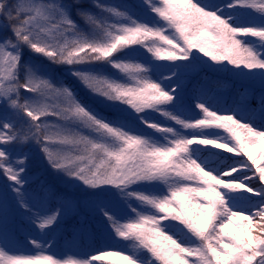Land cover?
Segmentation results:
<instances>
[{
    "label": "snow or ice",
    "instance_id": "obj_1",
    "mask_svg": "<svg viewBox=\"0 0 264 264\" xmlns=\"http://www.w3.org/2000/svg\"><path fill=\"white\" fill-rule=\"evenodd\" d=\"M142 5L152 22L102 0H0V264H264V0ZM205 69L259 80L256 106L195 85L190 104ZM30 144L81 202L32 186ZM81 210L131 243L64 258L23 227L48 236Z\"/></svg>",
    "mask_w": 264,
    "mask_h": 264
},
{
    "label": "rangeland",
    "instance_id": "obj_2",
    "mask_svg": "<svg viewBox=\"0 0 264 264\" xmlns=\"http://www.w3.org/2000/svg\"><path fill=\"white\" fill-rule=\"evenodd\" d=\"M102 2L104 3H108V4H113V5H117V6H125V5H133L136 6L135 7V12L136 15L138 16V18H140L141 20H147L149 22H152V14L148 11V9L142 5V0H126V2H124L125 4H122V2L118 1V0H102ZM82 3L85 6H89V0H82ZM253 15H255L253 13ZM6 35L3 32H0V39L3 38V36ZM140 55L137 56V59L139 60H144L145 57L143 55V49H139L138 50ZM207 59V58H205ZM36 62H40V63H44V61H40L37 60ZM161 63H166V62H161ZM55 74L57 75V77H62L65 81V83L67 82V79H70L75 86H77L78 90L80 93H82L83 95L84 90L80 87V85L71 77H66L64 76L63 73V69L62 68H56L54 69ZM109 71H111L109 69ZM195 77L194 81L193 78H191L189 84H188V91L186 93V97L188 99V102L191 104L193 103L191 96H192V87L195 86H203V88L205 89V91L212 97L217 98L220 100L221 104H231L233 101L238 100L239 98L246 96L248 98V102L250 104L251 107H255L256 106V98L258 97V93L261 92V88H260V82L259 80H254V81H250L244 78H240V77H236L234 75H232V73H216V72H212L210 70L205 69V75L202 76L201 72L198 73L197 75L193 76ZM204 77L208 78L205 79ZM217 77L222 78L223 80L221 81H217ZM67 78V79H66ZM192 82V84H191ZM69 84V83H68ZM258 92V93H257ZM149 119L151 120H155L158 121L162 124L164 123H169L168 121H165L159 114L157 113H151L149 115ZM261 122L259 119L256 120V124L257 126H260ZM146 131H151L146 129ZM29 149L32 151L37 152L38 149L34 146V145H28ZM30 159L31 157H33L32 152L30 153ZM41 159L42 162L44 163L45 169L47 170L48 174L51 176L52 181L59 186V189L62 191L63 195L66 198L69 199H73L76 202H81L85 197L83 195V193L76 191L75 189L69 188L68 186H66L63 182L61 181H57L54 180V174L52 173V170L50 168H48L46 161L44 160V158L41 155ZM1 178H3L2 176H0ZM31 180L33 179V176H30ZM4 179V178H3ZM0 190H2V186H0ZM80 217L79 218V223L81 221V219H83L86 223V221L89 219L90 223L87 224V227L84 228L83 230L78 231L76 228V230L73 232L72 234V238L70 240L64 241L61 239V234L62 231L64 229V226L62 225V223L56 228L49 230V235L48 236H41L40 233L38 232V230H36L35 228H30L28 225L23 226L25 229H28L30 231V234L34 237H36L38 240H53L54 241V246L50 249L51 252L55 253L58 257H64L67 258L68 255H72L75 258H82L85 254H96V255H100L102 253L103 250H116V249H121L124 247H114L117 244L113 243H119L122 240H110V239H104L102 238V236L100 235V233L98 232V224L95 220H93V218L88 215V213L85 210H81L80 213L78 215H70L65 221H70L72 220L74 217ZM19 219V218H18ZM64 221V222H65ZM17 224H19L21 226V222L19 220V223L17 222ZM95 225L96 229H97V235L100 237V244L99 247H95V246H90V240L93 237L94 233H92V228L91 225ZM20 227H17V238L21 243V246L23 248V250L25 252H34L35 249L32 248V246L28 245L26 242L23 241V237L19 239L18 235H24L23 231L19 230ZM59 241V242H58ZM60 241L62 242V249L59 248L60 246ZM109 241V243H108ZM58 242V243H56ZM94 242V241H93ZM131 243V242H129ZM117 258L116 257H108L105 261L101 262V261H97L95 262V264H112V262L116 261Z\"/></svg>",
    "mask_w": 264,
    "mask_h": 264
},
{
    "label": "trees",
    "instance_id": "obj_3",
    "mask_svg": "<svg viewBox=\"0 0 264 264\" xmlns=\"http://www.w3.org/2000/svg\"><path fill=\"white\" fill-rule=\"evenodd\" d=\"M67 82L70 85H72L73 88H75V90L78 92V94L83 96V94L79 92L77 86H75L74 83L71 80L67 79ZM18 152H26L29 155L32 152V154H33V157H31V159L29 161V167H28V175L29 176H33V179L31 180V183H32L33 187L38 189L42 183L45 184V185H50V186L53 187L54 190L58 191L62 196H64L62 191L59 189V186L56 185L52 181L51 176L48 174L47 170L45 169V166H44V163L42 162L41 154H40L39 150L37 152L32 151V150L29 149L28 145H26L23 148L18 149ZM4 184H5V180L0 177V186H2V189L4 187ZM79 218L80 217L77 216V217H74L70 221L68 220V221H65V222L62 223V225L64 226V229H63L62 234H61V239L62 240L67 241V240L73 239L71 236H72L73 232L76 230V228H79ZM17 222L19 223V219L18 218H17V221H16V225H17V227H20V225L17 224ZM86 223L89 224L90 220L88 219L86 221ZM23 226H25V225H23ZM56 228H55V230H56ZM91 228H92V233H94V235H93V237L90 240V243L91 242L92 243L89 244V245L90 246L99 247L101 239L97 235V233H98L97 229H96L94 224L91 225ZM18 236H19V239H20L24 235H18ZM58 242H56V243H58ZM108 243H109V241H108ZM59 244H60L59 248L62 249V242L60 241ZM114 244H117L114 247H125L126 245H128L130 243L129 242H125V241H121L119 243H113V245Z\"/></svg>",
    "mask_w": 264,
    "mask_h": 264
}]
</instances>
